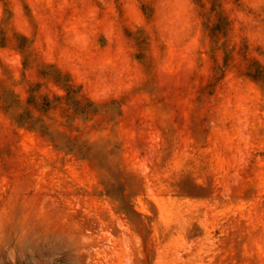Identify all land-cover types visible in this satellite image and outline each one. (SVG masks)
Instances as JSON below:
<instances>
[{"label": "rangeland", "instance_id": "rangeland-1", "mask_svg": "<svg viewBox=\"0 0 264 264\" xmlns=\"http://www.w3.org/2000/svg\"><path fill=\"white\" fill-rule=\"evenodd\" d=\"M0 264H264V0H0Z\"/></svg>", "mask_w": 264, "mask_h": 264}]
</instances>
